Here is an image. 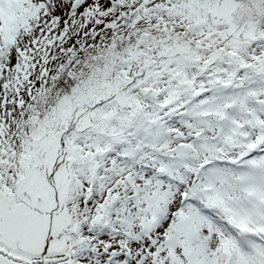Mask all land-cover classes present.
I'll return each instance as SVG.
<instances>
[{"label":"snow or ice","instance_id":"1","mask_svg":"<svg viewBox=\"0 0 264 264\" xmlns=\"http://www.w3.org/2000/svg\"><path fill=\"white\" fill-rule=\"evenodd\" d=\"M0 264H264V0H0Z\"/></svg>","mask_w":264,"mask_h":264}]
</instances>
